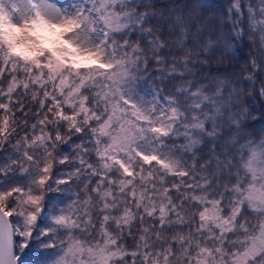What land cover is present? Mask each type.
<instances>
[{
  "label": "snow or ice",
  "instance_id": "obj_1",
  "mask_svg": "<svg viewBox=\"0 0 264 264\" xmlns=\"http://www.w3.org/2000/svg\"><path fill=\"white\" fill-rule=\"evenodd\" d=\"M202 6L0 0V264H264V0Z\"/></svg>",
  "mask_w": 264,
  "mask_h": 264
},
{
  "label": "trees",
  "instance_id": "obj_2",
  "mask_svg": "<svg viewBox=\"0 0 264 264\" xmlns=\"http://www.w3.org/2000/svg\"><path fill=\"white\" fill-rule=\"evenodd\" d=\"M146 4H150L151 11H154L157 13V16L153 18V26L155 25V20L159 18L160 13H165L168 14L169 10L179 11L184 9V5L188 3H192L193 0H144ZM201 4L203 5L200 7V11L203 13V15L207 17H215L216 16V11L215 8H223L227 9L228 4L230 0H200ZM215 6L213 10L207 11L206 9ZM139 11H144L145 9L143 7L138 9ZM252 41H242L241 44V51L238 52L237 54L241 56L240 63H244V58L247 56L249 59H259L260 53H259V44H258V38L255 44H253L252 47H248L247 45L252 44ZM143 46V44H142ZM218 61H222L223 63H219ZM232 61V56L231 53L225 52V53H217L216 56L212 57V68H221V71H223V66L231 64ZM239 66V65H238ZM155 66L150 64V69H154ZM251 69H246L245 73L250 72ZM219 73H216L213 71L210 73V75H218ZM167 83V82H165ZM165 85H161V87H164ZM11 107V105H10ZM245 107L248 108V110L252 113V119L249 121L250 127H255L257 129L264 127V121H261L259 119L261 112H264V99H262L260 96L256 95L255 92H251L250 95H246L245 97ZM25 108L27 109V101H25ZM35 111V108L32 109ZM3 110H0V113H2ZM31 115V113H29ZM14 119L22 123L25 120V116L22 115V113L19 110L15 111V117ZM11 123V119H10ZM32 123H35L34 119H28V125L30 126ZM17 131H20V128H17ZM260 138L259 133L257 136L253 137V139L258 140ZM7 148V145L5 146ZM63 147H67V145H64ZM5 158V154L3 152H0V162H2ZM63 171H69L70 169L66 166H60ZM55 171V167L53 169ZM63 188L64 185H61ZM48 195H65L63 193H49ZM11 198H9V201ZM11 219V218H10ZM127 243H131L129 240ZM49 251L55 252L56 249H50Z\"/></svg>",
  "mask_w": 264,
  "mask_h": 264
},
{
  "label": "rangeland",
  "instance_id": "obj_3",
  "mask_svg": "<svg viewBox=\"0 0 264 264\" xmlns=\"http://www.w3.org/2000/svg\"><path fill=\"white\" fill-rule=\"evenodd\" d=\"M121 130L119 128L114 130V133H119Z\"/></svg>",
  "mask_w": 264,
  "mask_h": 264
}]
</instances>
